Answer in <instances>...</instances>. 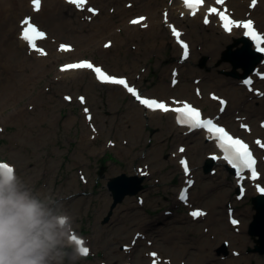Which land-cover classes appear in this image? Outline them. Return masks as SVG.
<instances>
[{
	"label": "rangeland",
	"instance_id": "obj_1",
	"mask_svg": "<svg viewBox=\"0 0 264 264\" xmlns=\"http://www.w3.org/2000/svg\"><path fill=\"white\" fill-rule=\"evenodd\" d=\"M61 1L45 3L53 7ZM96 2L65 9L67 24L63 26L51 27L33 20L38 27L41 24L40 31L50 34L48 41L38 46L47 55H43L45 72L34 73L23 96L4 101L6 107L0 111V161L14 165L37 190H51L64 198V207L75 218L77 232L89 249L78 264H147L145 257L150 251L157 253L163 264L168 259L171 264H264V256L250 252L255 247L249 235L256 215L252 204L256 197L254 183L246 182V194L237 199L235 178L226 167L214 162L211 171L205 172L206 162L214 153L200 134L186 137L173 132V119L166 115L156 121L147 119L135 132L125 114H135L131 106L137 101L124 87L126 93L111 101L112 89L107 86L112 84L98 79L99 84L95 83L92 70L67 79L69 88L61 85L58 74V70L67 71L61 70L65 63L91 59L110 74L126 77L129 86L137 87L146 98L170 105L184 100L202 107L207 116L216 118L234 134L251 139L260 159L258 184L264 187V149L258 147L264 144V134L258 131H264V59L248 75L255 82L247 87L241 76L244 70H234L224 55L235 42L223 41L216 55L207 51L210 35L218 36L214 24L207 26L202 19L185 22L178 15L170 22L172 26L168 25L165 14L172 0ZM258 2L254 14L247 12L251 0H245L242 9L235 10L232 5L228 9L236 19H252L264 33V1ZM99 11L101 15L97 16ZM136 16L149 17L151 27L137 29L130 25ZM175 27L182 32L179 38L189 44L188 59L182 57L183 48L173 35ZM97 32L107 34L100 43L94 41ZM91 37L93 41L84 42ZM61 45H73L74 54L62 53ZM13 46L18 47L15 42ZM242 47L233 45L232 49L236 52ZM23 73L31 74L24 69ZM85 96L88 103H81L80 97L85 101ZM212 96L227 99L230 110L219 114V102ZM23 108L25 119H8L16 109ZM243 125L250 128L245 130ZM178 147L188 149V154H183L191 167L187 174L180 166ZM121 175L143 176L144 190L136 196L126 195L112 209L114 201L107 185ZM182 187H189V202L178 199ZM196 209L206 214L201 220L191 221ZM230 211L243 228L231 227ZM135 231L139 233L132 239ZM165 232L169 240L164 239ZM135 241L133 258L119 259L120 248L129 250ZM202 246L209 254L207 260H203Z\"/></svg>",
	"mask_w": 264,
	"mask_h": 264
},
{
	"label": "bare ground",
	"instance_id": "obj_2",
	"mask_svg": "<svg viewBox=\"0 0 264 264\" xmlns=\"http://www.w3.org/2000/svg\"><path fill=\"white\" fill-rule=\"evenodd\" d=\"M96 1L97 0H87V3L84 4L83 7H87L90 4L95 3ZM172 1H173L172 7L169 8L167 15H166V17H167L166 21H168V23H169L168 25H170V26H172L170 24V22L173 19H175L178 15L182 16V20H184L185 22H190V23L193 22L192 19L193 20H196V19L201 20V19H203L204 16L210 17L209 25L211 26L212 24H214V26L216 27V30L218 31L217 32L218 36L215 37V36L210 35L211 40L209 42H207V44L205 46V49L207 51L216 55L218 53V51L222 48L223 41L232 40L235 42L233 44L235 47L239 46L240 44L243 45L241 39L245 36V30L242 28H236V27H233L231 29V31L224 30V28L222 26V21H220L219 17L217 15L210 14L208 12V9L212 6H217V7L219 6L220 11H223L226 8L227 13L230 12L232 14V17H234L233 13L230 10L231 9L230 6L232 5L233 6L232 8L235 10L238 9V7L242 9L243 5L245 4V0H227L223 4H217V3H215V0H206L204 5L198 8L195 15H191L190 11L188 9H186V6L184 5L183 0H172ZM262 1H264V0H262ZM45 2H46V0H41L40 10L35 11L34 7L31 6L32 0H0V3L2 4V7L0 8V111L4 110V108L6 107L5 104H3L4 101L5 102L14 101V99H17L26 93L27 90H25V88L27 86V82H28V84H30V82L33 80L34 73H40V72L44 73L45 72L43 70V66H44V62L46 61V59L43 57V55H40L38 52H35L34 50H32L28 46L27 42L21 38V33H22L21 22L25 18H30L32 23H33V20H38V21H42V23H44V25L47 23L51 27H52V24H55L56 27L57 26H63V24H67L65 17H63L65 9L73 8V7L75 9H78L75 5L69 4L67 2V0H63V2L61 1L62 3L61 2L55 3L53 5V7L49 6ZM259 5H260V3L258 2V4L255 6V8H249V10H247V12L250 11L251 13L254 14L257 11V8H259ZM228 7H230V9H228ZM24 13H27L28 15H23ZM100 15H101V13L99 11V14L97 16H100ZM20 16H22V21H19ZM130 23H131V20H130L129 24ZM255 24H256V28H258V31L260 33H263L259 24L256 22H255ZM144 25L151 27V22H150L149 17H145V20L142 23L137 24L136 26H133V27H135L137 29L138 28L141 29L144 27ZM40 27H41V24L39 25V27L37 25L38 30ZM152 27H153V25H152ZM175 29H177V28L175 27ZM106 35L107 34H104L102 32H97V40H94V41H96L97 43H100V41H101L100 38L103 39V37ZM110 35L114 36L113 34H110ZM49 37H50V34L48 33V31L45 32V39L43 40L42 43H46L48 41ZM90 39H87V40L84 39V42L89 43L90 41H93L92 37ZM174 40L176 41V39H174ZM13 42H15L17 44V46H18L17 48H14ZM36 44L40 47V43L37 42ZM233 45H230V46H233ZM112 46H113V44H112ZM112 46L110 48H112ZM70 47H71V49L69 51L65 52V51L61 50V52L66 54V55H70L72 53L74 54L75 47L73 45H70ZM254 48H255V45L252 46V49H254ZM228 49H229V47H228ZM238 50H237L238 52L237 51L234 52L233 49L231 48L230 50H228L224 54L225 57H228L227 61L230 62L232 65H233V62H232L233 59L232 58H233L234 54L235 53L238 54L240 52L241 48H239ZM24 53H25V56H24ZM21 55L24 56L22 61H20ZM29 55H31V56H29ZM48 55H51V54H48ZM32 56H34V61H30L32 59ZM14 59H17L16 65H13ZM79 60L73 61L70 63H65L64 65L77 63ZM261 64H262V62H261ZM23 69H24V72L29 71V72H31V74L25 75L23 73ZM90 71L91 70H89V69H70L69 71H66V72H60L58 70V74H59V76H61V85H66L69 88V87H71V84L67 81V79H71V78H75V77L80 76V75H84L85 73L90 72ZM244 80L245 79H243V81ZM94 82L99 84V82L97 81V79L95 77H94ZM107 87L112 89L111 96H110L111 101H114V99H116L118 95H123V93H126L125 89L122 88L123 86H121V85H111V86H107ZM84 102L88 103V99L86 96H85ZM183 102H184V100H183ZM184 104L185 103L179 104V105L174 104V105L170 106L169 108H174L175 106H182ZM131 107H132L135 114L126 113L125 115L129 118L128 121L131 123L133 131L136 132L137 129H139L140 125L144 121H148V120L149 121H156L161 116L166 115V116L171 117L173 119L172 124H171L173 132L182 133L183 136H186V137H192L195 134H200L202 140L206 141V143H207L206 147L213 149V153L216 154V156H215V157H217L216 162H219L224 167L230 169L229 163L222 158L223 151L218 147L217 141L214 139V137L212 135L208 134L205 130L197 129L193 132H189L188 128L183 127V126H179L177 121H176V114L177 113L174 111H169L167 113L159 111V110L153 111L151 109H148V108L142 106L140 103H137V102L136 103L134 102V104H132ZM22 110H23V112H22ZM229 110H230V106H229V104H227V106L224 110V113H227ZM24 113H26V110L24 108L19 109V110L16 109L15 113H13L10 116V118H8V119L13 120L15 122L18 120L25 119V117L23 115ZM220 113L221 112L219 111V114ZM214 119H216V118H214ZM224 126H226V125H224ZM226 128L228 129L227 126H226ZM258 131L260 133L264 134V131H261V130H258ZM250 140L251 139L248 140L249 143H251ZM251 146L253 148L252 143H251ZM177 154L180 155L182 158L183 154H185V155L188 154V149L185 148L183 153H177ZM230 173L234 176L232 171H230ZM250 175L251 174H242L241 176L243 177V179L235 176L234 184H237V183L242 184L243 182L248 181L251 184H253V183L255 184L253 192L255 193L254 195L256 197L259 196V194H264V192H261L259 190L261 188L259 185H257L258 182H251V181H255V180H252L250 178ZM246 192H247V190H245V194H246ZM179 194H180V191L178 193V197H179ZM190 200H191V194L189 191V197L187 199V202H189ZM204 214H206V213H204ZM208 216H209V213H208ZM191 217H192L191 221H193V219H195V218L193 217V215H191ZM210 217L212 218V216H210ZM201 219H203V215H201L198 220H201ZM263 220H264V213H262V212L258 213L255 222L259 223ZM236 228H238V229L243 228V223L238 224L236 226ZM174 231L178 232V229L174 228ZM204 232H206V231H204ZM137 233H139V232L135 231L131 235L132 239L136 236ZM162 235L164 236L165 240L170 239V237L166 235V232L163 233ZM131 236H130V238H131ZM174 236L179 237L177 234ZM145 239H146L145 241H147V237ZM117 240L119 242V241H121V238L117 237ZM184 242L185 241H183L182 243H184ZM137 243L138 242L135 241L134 246L130 247L129 250H128V247L120 248V253H118L119 259H125L126 260L128 258H133V256L131 255V252H133L134 249L137 250ZM208 244L209 243L207 242V245ZM190 245H192V244H190ZM205 245H206V242H205ZM181 247L182 246L176 245V249H178V250H180ZM123 248L128 250V251H125ZM201 249H202V251L205 250L203 252L204 253V255H203L204 258L202 257L203 260L209 259V258H207L209 256V254H208L206 248H204L202 246ZM202 258H201V260H202ZM145 260H147V264H163L160 260L157 259V253H155L154 251H150L146 255ZM125 263H129V262L125 261ZM166 264H171L170 260Z\"/></svg>",
	"mask_w": 264,
	"mask_h": 264
},
{
	"label": "clouds",
	"instance_id": "obj_3",
	"mask_svg": "<svg viewBox=\"0 0 264 264\" xmlns=\"http://www.w3.org/2000/svg\"><path fill=\"white\" fill-rule=\"evenodd\" d=\"M0 169V264H78L86 258L63 197L37 190L15 166ZM86 247V246H85Z\"/></svg>",
	"mask_w": 264,
	"mask_h": 264
},
{
	"label": "snow or ice",
	"instance_id": "obj_4",
	"mask_svg": "<svg viewBox=\"0 0 264 264\" xmlns=\"http://www.w3.org/2000/svg\"><path fill=\"white\" fill-rule=\"evenodd\" d=\"M69 4L75 5L77 8H82L84 4L87 3V0H67ZM184 5L190 10V13L192 15L196 14V11L198 10V7L204 4V0H183ZM215 3L217 4H223L224 0H215ZM32 4L35 11H39L41 7V0H32ZM256 4V0H252V6L254 7ZM90 12L96 13L95 9H88ZM208 12L210 14H216L220 21L223 22V27L227 31H231L233 27H239L242 29H245V35H249L254 41H256L257 45L264 43V35L259 34L254 30L253 21L251 19H248L246 21H236L233 19H230L227 13V9L225 8L223 11H218L215 7H210L208 9ZM166 18V14H165ZM143 19V18H141ZM209 21L207 19V16L204 19V23L207 24ZM133 24L138 23L137 20L132 21ZM22 33L21 38L27 42L28 46L38 52L40 55H46V53L36 46V39H43L45 38V33L38 30V28L32 24L30 18H25L22 22ZM145 27L147 25H144ZM173 34L179 38L180 33L176 31L175 28H172ZM182 47L184 49V57L187 58L188 56V45L186 43H183L181 41ZM68 46L61 45V50H66ZM258 51L264 52V47H258ZM67 69H90L95 74L97 79L106 84H113V85H122L129 93L132 94V96L139 101V103L143 106H145L148 109H151L153 111L159 110L162 112H169L174 111L180 114V120L179 122L181 124L187 125L189 129H204L206 132L214 137V139L218 142V147L223 151L224 159L227 160L236 170H237V176L243 179L241 176V173L245 170H248L250 172V178L252 180L257 179L258 173L256 169V159L253 157L252 152L249 149L248 144H246L243 140L239 138H234L232 135H230L224 127L219 126L218 124L214 123L212 119H202L201 113L196 108L192 107L189 104H184L183 107H177V108H169L168 105H166L163 102H159L156 99H148L143 98L138 93V91L133 86H129L127 81L122 78H116L113 76H110L106 74L100 67L94 66L91 62H79V63H72L66 65L61 70H67ZM246 84L251 85V80L245 81ZM66 99H69L66 97ZM81 103L84 102V98L80 97ZM225 102L221 101V104L223 105ZM88 109H85V112H87ZM221 111H223V108H221ZM89 120L91 117H88ZM259 143V141H257ZM181 152L184 151L183 148L180 149ZM181 163L184 165V171L187 174L188 173V167L186 161H181ZM0 169H6L8 172H11L12 169L5 163H0ZM191 184V181L188 182ZM261 192H264V188L259 189ZM187 189H185V194L182 195L180 198L182 200H186L187 196ZM193 217L204 215L203 212H193L191 213ZM233 223H236V221H233ZM73 240L76 241L78 245H81L80 251L83 255L87 256L89 254V249L84 245L83 240L77 239L76 235L74 234L72 237ZM154 255V254H153Z\"/></svg>",
	"mask_w": 264,
	"mask_h": 264
},
{
	"label": "water",
	"instance_id": "obj_5",
	"mask_svg": "<svg viewBox=\"0 0 264 264\" xmlns=\"http://www.w3.org/2000/svg\"><path fill=\"white\" fill-rule=\"evenodd\" d=\"M241 41L243 43V47L238 54H234L232 62L234 70L239 68L244 70V73L241 76L242 78L246 79L247 76L253 72V70H255L257 63L262 59V56L260 53H257L254 49H252V42H250L247 38L243 37ZM232 47L233 46H229L228 50H230ZM213 165V161H207L205 172L207 173L211 171ZM144 179L145 178L143 176L129 177L127 175H121L111 179L107 186L114 201L112 204V209L121 203L126 195H138V193L143 190L142 183ZM252 204L253 209L256 211V216L254 217V221L250 226L249 235L253 238L255 247L254 249H251L250 252L264 256V220L259 223L255 222L258 213H264V196L254 197ZM107 221L108 218H106L105 222ZM223 250L226 252L225 246Z\"/></svg>",
	"mask_w": 264,
	"mask_h": 264
},
{
	"label": "crops",
	"instance_id": "obj_6",
	"mask_svg": "<svg viewBox=\"0 0 264 264\" xmlns=\"http://www.w3.org/2000/svg\"><path fill=\"white\" fill-rule=\"evenodd\" d=\"M181 264V263H180ZM183 264V263H182Z\"/></svg>",
	"mask_w": 264,
	"mask_h": 264
}]
</instances>
